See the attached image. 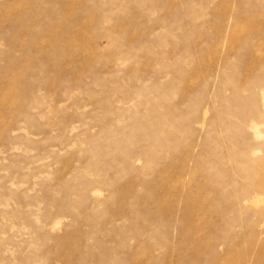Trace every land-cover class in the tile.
I'll return each mask as SVG.
<instances>
[{"label":"rangeland","instance_id":"obj_1","mask_svg":"<svg viewBox=\"0 0 264 264\" xmlns=\"http://www.w3.org/2000/svg\"><path fill=\"white\" fill-rule=\"evenodd\" d=\"M264 0H0V264H264Z\"/></svg>","mask_w":264,"mask_h":264},{"label":"bare ground","instance_id":"obj_2","mask_svg":"<svg viewBox=\"0 0 264 264\" xmlns=\"http://www.w3.org/2000/svg\"><path fill=\"white\" fill-rule=\"evenodd\" d=\"M264 100V99H263Z\"/></svg>","mask_w":264,"mask_h":264}]
</instances>
